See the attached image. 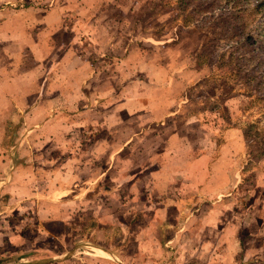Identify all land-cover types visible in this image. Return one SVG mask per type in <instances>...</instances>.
Segmentation results:
<instances>
[{
  "label": "rangeland",
  "instance_id": "obj_1",
  "mask_svg": "<svg viewBox=\"0 0 264 264\" xmlns=\"http://www.w3.org/2000/svg\"><path fill=\"white\" fill-rule=\"evenodd\" d=\"M262 27L264 0H0V157L42 171L17 201L0 171V264H264ZM52 73L54 144L23 96Z\"/></svg>",
  "mask_w": 264,
  "mask_h": 264
},
{
  "label": "crops",
  "instance_id": "obj_2",
  "mask_svg": "<svg viewBox=\"0 0 264 264\" xmlns=\"http://www.w3.org/2000/svg\"><path fill=\"white\" fill-rule=\"evenodd\" d=\"M72 62H73V60L67 62L66 65H67L68 68H71L70 65H73V64H71ZM64 65H65L64 63H61L62 67H64ZM50 73H51V70H50ZM72 73H74V72L70 71V73L68 74L71 79H72V76H73ZM55 79H56V77L52 73V75L49 76V78L47 79V81L49 80V88L47 90H43V87L41 86L40 88L34 89V91L30 90L26 95H23L25 98H27V101H26L27 104L26 105L28 107H30L29 114H30V116L33 115V117H34L33 123L28 127L29 130H34L36 132V134L38 135V137H40V139H43V138L51 139L52 140V142H51L52 144H54L53 140H55V136H53V135L55 133L54 132H49L48 130H52V129H54V128H56L58 126V124H56L55 121L57 119L56 114H58L57 110L59 109L58 108L59 107V105H58V100H59L58 97L60 95L59 92H58V88H57L59 82H58V80L55 81ZM9 88H7L4 91H2V93H6L7 94ZM10 90H11V88H10ZM2 93L0 92V98L2 100H5V98H7V97L3 98L2 97ZM11 95L14 96L13 93H11ZM7 106H8V108H10L11 103H9ZM26 107L22 108V105L20 104L19 111L20 112L27 111L28 108H26ZM3 108H5V107L2 106V109H0V112H2ZM69 109H70L69 111H72L71 108H69ZM66 113H68V112H66ZM35 118H37V119H35ZM63 125L64 124H59V126H61V127ZM82 125H85V122L82 121ZM38 132H40V133H38ZM24 141H23V143H24ZM67 143L68 142H66V144ZM58 149H59V147L57 145H56V147L52 146V150H51L50 154L52 155V151L58 150ZM8 158H10V157H8ZM8 158L6 160H4V159H2L0 157V171H4L5 173L3 175H7V177L10 176L11 180H12L13 177H15L16 180L18 181V184H15L14 189L12 187L8 186V188L12 189L13 192H16V194L18 195V197L13 196V198L11 200L12 201H17V200L21 199V195L24 194V191H25V189H24L25 181H24L23 178H27L26 176H33V178H35V179L38 178V180H39L41 178L42 171H38L37 167H33V168L27 167V164H26L27 161L20 160L19 158H18L19 159V163L15 164L11 168V164H10V161H9ZM51 158H53V157H51ZM51 158L48 159V160H51ZM70 165H71V163H69V166ZM85 168L88 169L87 167H85ZM84 169L83 168L82 169L79 168L80 171H76V172L78 174L80 173L81 175H83ZM7 171H9L8 174H6ZM58 172L59 171H54L52 169L46 175L48 177L57 176ZM107 172L108 171H103L101 173H98L99 176H100L99 178L101 179V177L103 175L108 174ZM91 175L92 174H90V176ZM93 175H95V174H93ZM64 176H70V172L69 171L65 172ZM97 181H98V179H97ZM22 182H24V183H22ZM35 184H37V181H36ZM26 191H27V189H26ZM31 193H32V191H30L29 195ZM101 257H103V256H101ZM98 262H100L101 264H105L104 260H98Z\"/></svg>",
  "mask_w": 264,
  "mask_h": 264
},
{
  "label": "trees",
  "instance_id": "obj_3",
  "mask_svg": "<svg viewBox=\"0 0 264 264\" xmlns=\"http://www.w3.org/2000/svg\"><path fill=\"white\" fill-rule=\"evenodd\" d=\"M261 5H263V3H261ZM260 35L263 37V40H260L261 42H263L264 41V27H262L261 28V30H260ZM263 83V82H262ZM252 93V92H251ZM251 93L250 92H248V95L251 97L250 99H252V98H254V95H251ZM258 100H261V101H264V100H262V99H260V98H257Z\"/></svg>",
  "mask_w": 264,
  "mask_h": 264
},
{
  "label": "bare ground",
  "instance_id": "obj_4",
  "mask_svg": "<svg viewBox=\"0 0 264 264\" xmlns=\"http://www.w3.org/2000/svg\"><path fill=\"white\" fill-rule=\"evenodd\" d=\"M99 253H100L103 257L108 258V255H107L106 253H104L103 251H100Z\"/></svg>",
  "mask_w": 264,
  "mask_h": 264
}]
</instances>
